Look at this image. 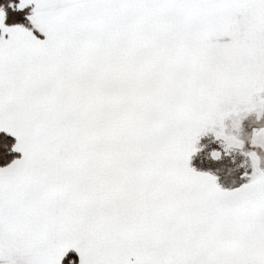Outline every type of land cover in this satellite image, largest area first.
<instances>
[{
  "label": "snow or ice",
  "instance_id": "obj_1",
  "mask_svg": "<svg viewBox=\"0 0 264 264\" xmlns=\"http://www.w3.org/2000/svg\"><path fill=\"white\" fill-rule=\"evenodd\" d=\"M32 5L0 6V264H264V0Z\"/></svg>",
  "mask_w": 264,
  "mask_h": 264
},
{
  "label": "trees",
  "instance_id": "obj_2",
  "mask_svg": "<svg viewBox=\"0 0 264 264\" xmlns=\"http://www.w3.org/2000/svg\"><path fill=\"white\" fill-rule=\"evenodd\" d=\"M11 4H19V0H0V6H3L8 12V19L6 23L9 25L21 23L25 27L32 28L30 21H28L27 19V16L31 15V12H32L31 8H26L24 11H14L13 8L9 7V5ZM247 123L253 127L264 126V117H261L259 122H257V124L256 122L255 123L251 122L250 118H248ZM0 137H3L2 133H0ZM207 140L209 142H215V140L212 137H208ZM7 143L10 147L12 144L15 143V139L12 137H8ZM19 156H20L19 153H10L6 160H0V165L6 164L10 162L12 159L19 157ZM228 158L230 160H233L237 166L240 165L241 160H242V156L239 153H235V152L232 153L231 156H229ZM241 173H242V170L240 169L239 173H237L234 177V179H236L237 181V184L242 182L240 180ZM229 184H230V181L226 183V186H229Z\"/></svg>",
  "mask_w": 264,
  "mask_h": 264
},
{
  "label": "rangeland",
  "instance_id": "obj_3",
  "mask_svg": "<svg viewBox=\"0 0 264 264\" xmlns=\"http://www.w3.org/2000/svg\"><path fill=\"white\" fill-rule=\"evenodd\" d=\"M250 118V121L251 122H253V123H255L256 122V124H257V122H259V120H260V118H258L257 116H255V115H252V116H250L249 117ZM211 137V136H210ZM214 140H215V138L214 137H212ZM245 164V159H244V157L242 156V160H241V163H240V165L239 166H243ZM242 170V173H241V176L243 175V172H244V169H241ZM248 171L250 172L251 171V169H248Z\"/></svg>",
  "mask_w": 264,
  "mask_h": 264
},
{
  "label": "crops",
  "instance_id": "obj_4",
  "mask_svg": "<svg viewBox=\"0 0 264 264\" xmlns=\"http://www.w3.org/2000/svg\"><path fill=\"white\" fill-rule=\"evenodd\" d=\"M32 7H34V5H32V6H30L29 8H31V10H32ZM0 34H3L2 33V31H0ZM41 39H43L44 37L42 36V35H40L38 32L36 33ZM5 38H7V36H5ZM229 38H224V40H225V42L228 40ZM19 155H21L20 153H19Z\"/></svg>",
  "mask_w": 264,
  "mask_h": 264
}]
</instances>
